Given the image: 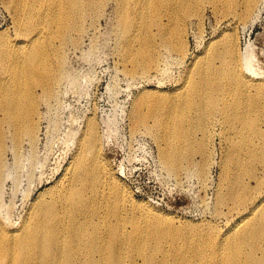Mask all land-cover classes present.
<instances>
[{
	"label": "rangeland",
	"instance_id": "1",
	"mask_svg": "<svg viewBox=\"0 0 264 264\" xmlns=\"http://www.w3.org/2000/svg\"><path fill=\"white\" fill-rule=\"evenodd\" d=\"M157 1L95 0L96 6L79 23L66 44L58 95L48 108L42 107L35 148L25 143L20 157L11 148L6 154L0 190V220L5 226L19 228L38 197L63 177L89 120L95 123L100 156L116 180L157 212L147 216L135 210L120 220L122 235L145 256L154 254L163 264L213 260L204 244L242 220V208H234L228 193L233 173L256 185V178L245 173L246 163H237L242 152L248 157L251 144L260 142L248 123L228 131L218 112L200 110L203 121L193 112L186 114L189 137H170L179 145L174 150L181 151L176 172L165 165L161 148L167 131L174 133L184 114L179 108L173 115V94L194 82L200 84L201 95L211 91L196 68L205 66L209 45L221 37L220 42L254 70L248 73L253 86L245 96L247 111L264 131V0H256L251 14L238 18L233 0H176L175 20H165L164 30L159 27L164 18L157 13ZM128 17L135 29L132 39L121 21ZM17 25L9 0H0V40L17 44ZM142 37L149 42L144 52ZM3 73L0 69V76ZM228 157L235 161L226 170ZM254 165L256 175L264 177V168Z\"/></svg>",
	"mask_w": 264,
	"mask_h": 264
},
{
	"label": "bare ground",
	"instance_id": "2",
	"mask_svg": "<svg viewBox=\"0 0 264 264\" xmlns=\"http://www.w3.org/2000/svg\"><path fill=\"white\" fill-rule=\"evenodd\" d=\"M9 2L18 18L17 31L21 38L15 45L0 40V69L4 70L0 76V190L5 181V157L9 149L15 157H20L25 143L35 148L42 107L48 108L56 99L65 75L66 44L96 6L95 0ZM175 2L158 0L155 5L159 16L164 18L159 24L161 30L165 28V20H175ZM232 5L241 15L234 18L247 17L254 10L256 0H233ZM128 18L121 21L132 39L135 29H131L132 19ZM143 21L147 23L146 15ZM139 39L144 52L149 42L143 37ZM220 41L222 37L209 45L205 66L196 68L197 74L204 77L202 84L211 91L201 95L200 84L194 82L171 97L173 115L179 113V108L184 114L178 118L174 133L167 131L161 156L170 170L178 171L180 163L175 160L181 157V151L174 150L179 145L175 141L171 143L170 137L171 134L189 137L184 121L190 112L202 121L200 110L218 112L219 121L228 131L248 123L246 127L260 142L251 144L248 157L243 152L240 158L236 153V157L238 164L246 163L245 173L256 178V185L246 184L244 175L233 173L228 195L234 208H242L244 216L238 224L204 244L213 260L199 264H264V177L256 175L254 165L264 168V131L258 129L248 113L249 102L245 98L253 86L249 78L254 70L249 63L244 66L237 51ZM158 96L169 98L166 94ZM141 119L144 121L143 116ZM234 161L228 157L226 170ZM135 210H142L147 216L157 215L116 180L109 164L100 156L95 123L89 120L63 177L38 197L36 206L20 227L11 229L0 220V264H139L140 260L154 264V254L145 256L141 248H133L122 235V215Z\"/></svg>",
	"mask_w": 264,
	"mask_h": 264
}]
</instances>
